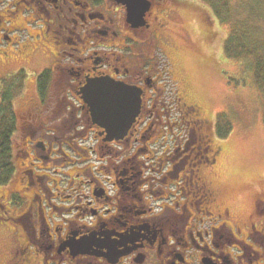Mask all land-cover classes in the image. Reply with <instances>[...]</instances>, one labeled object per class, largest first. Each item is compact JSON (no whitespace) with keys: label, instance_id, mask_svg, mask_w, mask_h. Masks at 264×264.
<instances>
[{"label":"flooded vegetation","instance_id":"1","mask_svg":"<svg viewBox=\"0 0 264 264\" xmlns=\"http://www.w3.org/2000/svg\"><path fill=\"white\" fill-rule=\"evenodd\" d=\"M189 10L190 0H0V102L15 119L0 264H264V189L244 213L243 198L223 197L226 118L173 78V39L192 41ZM102 80L136 94L121 138L84 100Z\"/></svg>","mask_w":264,"mask_h":264},{"label":"rangeland","instance_id":"2","mask_svg":"<svg viewBox=\"0 0 264 264\" xmlns=\"http://www.w3.org/2000/svg\"><path fill=\"white\" fill-rule=\"evenodd\" d=\"M190 1L196 11L183 18L192 41L173 39V78L187 85L190 98L218 117V124L226 118L227 132L218 142V182L223 197L244 199L238 201L244 213L251 197L264 189V90L254 74L264 63V0H232L224 13L207 0Z\"/></svg>","mask_w":264,"mask_h":264},{"label":"water","instance_id":"3","mask_svg":"<svg viewBox=\"0 0 264 264\" xmlns=\"http://www.w3.org/2000/svg\"><path fill=\"white\" fill-rule=\"evenodd\" d=\"M92 119L109 138H121L138 113V101L130 89L105 80L90 83L83 92Z\"/></svg>","mask_w":264,"mask_h":264},{"label":"trees","instance_id":"4","mask_svg":"<svg viewBox=\"0 0 264 264\" xmlns=\"http://www.w3.org/2000/svg\"><path fill=\"white\" fill-rule=\"evenodd\" d=\"M231 2L232 0H207V4L211 9L215 11V6H218L220 8L219 12L221 13L228 12ZM254 74L256 83L264 90V63L260 66L257 65ZM14 120L11 103L6 101L0 102V185L5 184L9 180V175L13 169L10 136L14 130ZM262 121L264 125V115ZM226 132L227 131H225L223 135H225Z\"/></svg>","mask_w":264,"mask_h":264}]
</instances>
